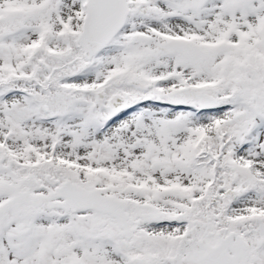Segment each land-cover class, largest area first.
<instances>
[{"label": "snow or ice", "instance_id": "1", "mask_svg": "<svg viewBox=\"0 0 264 264\" xmlns=\"http://www.w3.org/2000/svg\"><path fill=\"white\" fill-rule=\"evenodd\" d=\"M0 264H264V0H0Z\"/></svg>", "mask_w": 264, "mask_h": 264}]
</instances>
